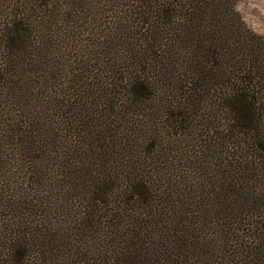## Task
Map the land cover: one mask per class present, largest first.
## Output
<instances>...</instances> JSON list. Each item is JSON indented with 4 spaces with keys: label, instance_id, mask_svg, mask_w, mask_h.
Segmentation results:
<instances>
[{
    "label": "trees",
    "instance_id": "obj_1",
    "mask_svg": "<svg viewBox=\"0 0 264 264\" xmlns=\"http://www.w3.org/2000/svg\"><path fill=\"white\" fill-rule=\"evenodd\" d=\"M105 2L126 24L74 55ZM233 6L0 0V180L34 185L0 186V264H264V37Z\"/></svg>",
    "mask_w": 264,
    "mask_h": 264
},
{
    "label": "rangeland",
    "instance_id": "obj_2",
    "mask_svg": "<svg viewBox=\"0 0 264 264\" xmlns=\"http://www.w3.org/2000/svg\"><path fill=\"white\" fill-rule=\"evenodd\" d=\"M103 6L99 5H92L90 8V11L86 14V21L84 22L83 26H80V30L76 32V37L73 40V36L70 34L71 37L73 38H68L67 37V48H73V45L79 46L80 52L77 51L74 55L81 54L82 56H86L85 52L82 53L83 47L86 49H91L93 48L92 42L96 38H100L99 36H95L96 38H92L90 35L91 33H96L100 34L102 38H106L109 36H114V33H116V29L119 25H122V27L126 24L127 22V15L123 13H119L116 9L112 7V3L105 2L102 3ZM233 10L236 12L238 18L241 20V22L244 24V26L251 32H253L256 35L264 37V0H234V6ZM75 35V34H74ZM104 50L102 49V52ZM66 55H73L66 50ZM63 53V54H65ZM69 53V54H68ZM92 54V53H91ZM66 55L64 58H66ZM90 57V54L87 56ZM158 74L153 73L151 76L156 77ZM170 76V75H169ZM176 76L175 74L173 75L171 79H175ZM154 81H157V85L155 83L154 86H156V94L155 97H160V98H165L168 97V93H165L163 90L164 88L167 89V82L164 77L162 76L161 73L154 79ZM169 88V87H168ZM2 97L6 96L5 92L3 90H0V96ZM1 97V98H2ZM3 100V98H2ZM3 103V101H1ZM8 107V106H7ZM10 110V109H9ZM3 112V111H2ZM162 114H163V108H162ZM2 119V117H0ZM162 118L163 115H161L159 119V123L162 124ZM54 118H52L53 120ZM55 121V120H53ZM198 121H201V119H197L195 122L197 125H200L202 123H199ZM56 122V121H55ZM58 122V121H57ZM204 128L201 129V134L203 135V130ZM59 137H63L62 133L58 134ZM7 153V152H6ZM12 159V167H16L17 165V160L16 158L11 156H7ZM55 172L52 174L54 175ZM57 175V174H56ZM12 176V175H11ZM21 176H23V179H19ZM25 175L19 174L18 180L17 177H13V179L8 180H3L8 184L9 187H15V186H22L23 189L25 190H32L34 188V185L29 181L25 179ZM3 181L0 180V186L4 183ZM47 187V186H46ZM8 190V189H6ZM19 193H22L21 190ZM18 193V194H19ZM58 194V193H57ZM4 215V214H3ZM2 216V215H1Z\"/></svg>",
    "mask_w": 264,
    "mask_h": 264
}]
</instances>
